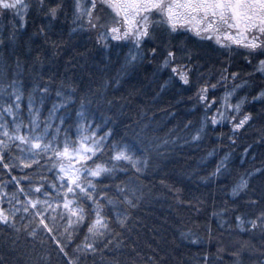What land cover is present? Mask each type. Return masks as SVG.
Listing matches in <instances>:
<instances>
[{"label":"snow or ice","instance_id":"snow-or-ice-1","mask_svg":"<svg viewBox=\"0 0 264 264\" xmlns=\"http://www.w3.org/2000/svg\"><path fill=\"white\" fill-rule=\"evenodd\" d=\"M70 7L73 31H95L97 43H103L105 48L109 41L123 42V46L128 47L124 58L126 68L135 66L147 55L162 56L159 67L170 69L171 73L160 85L162 90L169 86H191V75L198 71L192 49L170 43V39L187 33L196 38L194 44L207 42L227 57L240 55L250 69L241 77L240 72L230 71L229 66L224 65L215 83L207 79L202 83L197 81L195 99L203 106L204 116L199 127L187 136L169 133L164 139L149 137L148 126L137 125L135 139L130 140L127 131H118L109 118L97 119L87 96L80 97L75 106V89L64 81L55 88L58 101L52 103L42 120L41 109L51 93L53 81L51 78L44 81L35 71L36 65L41 63L39 55L30 63L23 61L16 53L15 43L30 10L56 20L61 12L67 15L65 0L55 3L52 0H0V19L11 16L7 36L0 31V49L5 45L8 48L7 57L0 52V236L3 237L0 264H20L17 246L21 234L40 244H44L45 238L52 241L58 254L67 258V264H81L89 258L92 264H128L132 254L140 256L133 247L128 260L123 258L124 249L128 247L127 233L131 231L129 221L152 195L150 190H145L147 186L143 181L159 167L169 151L168 145L200 141L209 123L215 127L227 122L235 135L253 120L250 111L240 115L243 105L260 103L264 107V0H71ZM39 32L44 34L45 29ZM149 44L152 46L145 54L144 47ZM52 47L57 48L56 42H52ZM25 63H28L31 84L27 88ZM256 80L260 83L255 86L254 94H239ZM119 82V79L112 81ZM229 82L231 87H228ZM109 86L101 81L99 89ZM218 86L225 89L219 98L214 92ZM210 90H213L211 98ZM72 127H75L76 140L70 149L68 140ZM188 128L186 124L184 130ZM260 142H264V135ZM244 151L247 153L248 148ZM228 159L226 153L215 169L201 179L210 182L222 177L226 180ZM25 169L32 171L25 173ZM13 170L20 174H13ZM47 172L55 173L52 180L48 179ZM118 173L126 178L121 179ZM256 173L264 176V168L240 176L231 184L230 195H247L250 179ZM9 183L13 185L10 192ZM5 203L8 208L3 207ZM246 203L250 207L259 205V208L253 216L235 215V227L241 232L258 231L264 238V193L257 198L249 197ZM213 215L218 229L231 230L232 224L225 221L220 212ZM205 228L207 240L211 242L215 238L212 227L206 224ZM84 229L83 240L75 244L70 255L68 248ZM179 236L191 244L204 243L191 229L180 230ZM249 247L254 249L245 242L241 249L229 252L234 257L232 264H241V250ZM226 251L228 249L218 243L215 253L205 249L194 255L193 264H217ZM147 259L151 262L154 257ZM259 264H264V260Z\"/></svg>","mask_w":264,"mask_h":264},{"label":"trees","instance_id":"trees-1","mask_svg":"<svg viewBox=\"0 0 264 264\" xmlns=\"http://www.w3.org/2000/svg\"><path fill=\"white\" fill-rule=\"evenodd\" d=\"M52 2L55 3L56 0ZM70 3L71 0H65L67 15L61 12L56 20L45 17L35 9L30 10L27 23L16 38L17 55L29 63L39 55L41 63L36 65L35 71L43 76L44 81L49 78L53 81L51 93L41 109L42 120L52 103L58 101L55 88L64 81L75 89V106H78L80 97L87 96L92 101L91 110L95 112L97 119L102 121L104 117L109 118L118 131H127L130 140L135 139L134 132L139 130L137 125L140 128L147 125L149 137L164 139L169 137V133L187 136L199 127L204 116L203 106L195 99L197 81L202 83L207 79L215 83L219 70L224 65H228L230 71L240 72L241 77L250 69V65L240 55L227 57L207 42L194 44L196 38L187 33L170 39V43L180 48H191L198 71L191 75V86H169L162 90L160 85L171 75L170 69L159 67L162 56L153 58L147 55L146 59L138 61L135 66L126 68L124 58L129 49L123 46V42L109 41L105 48L103 43H97L95 31H73L75 25L72 22ZM10 19L11 16L0 19V31L5 37ZM41 28L45 29L44 34H40ZM52 42H56L57 48L52 47ZM150 46L152 45L144 47L145 54ZM0 52L7 57V45ZM24 68L27 88L31 86L28 63H25ZM115 79H119V84L112 83ZM101 81L110 86L99 89ZM259 83L256 80L249 88L240 90L239 94H254L255 86ZM228 87H231V82ZM224 90L223 86L214 90L217 98L223 95ZM212 92L210 90V98ZM212 111H215V107ZM244 111L252 112L253 120L235 135L231 124L227 122L215 127L209 123L200 141L188 144L179 141L176 146L168 145L169 151L159 167L153 169L149 178L143 181L147 186L145 190H150L152 195L129 221L131 231L127 233L128 247L124 249L123 258L128 260L133 247L140 256L132 254L128 264L132 261H138L139 264H193L194 255L205 249L209 253H215L218 243L228 251L222 254L223 258L217 264H232L234 257L229 252L241 249L245 242L254 246V249L249 247L241 250V264H259L260 260H264V256H261L264 238L260 233L241 232L235 227V215L253 216L258 210L259 205L250 207L246 201L249 197L257 198L264 193V176L256 173L250 179L247 195H230L231 184L240 176L257 168H264V142H260V137L264 135V107L260 103H246L240 115ZM186 124L189 128L184 130ZM75 140V127H72L68 140L70 149ZM60 146L63 147V138ZM245 148H248L247 153ZM209 152L213 155H208ZM226 153L229 156L226 173L228 178L203 181L201 177L212 172ZM31 171L24 170L25 173ZM13 174L20 173L13 170ZM46 175L52 180L55 173L47 172ZM118 175L121 179L126 178L123 173ZM161 180L164 181L163 184L160 183ZM22 183L27 184L26 181ZM7 190H13L11 183ZM3 207L8 208L9 205L5 203ZM214 212H220L225 221L232 224L231 230L217 228ZM206 224L211 225L215 237L211 242L207 240ZM189 229L197 237L203 238L204 243L191 244L180 239L179 231ZM85 231L86 229L80 231L74 237V243L68 248L70 255L75 244L83 240ZM149 256L154 257V260L149 262ZM17 258L20 264H67V258L58 254L52 241L45 238L44 244H40L39 241L26 239L23 234L18 241ZM81 264H92V260L89 258L81 261Z\"/></svg>","mask_w":264,"mask_h":264}]
</instances>
